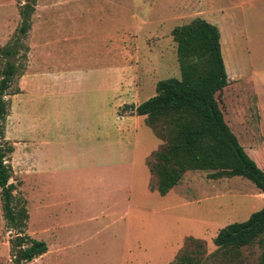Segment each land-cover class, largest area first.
Returning a JSON list of instances; mask_svg holds the SVG:
<instances>
[{
  "label": "rangeland",
  "instance_id": "1",
  "mask_svg": "<svg viewBox=\"0 0 264 264\" xmlns=\"http://www.w3.org/2000/svg\"><path fill=\"white\" fill-rule=\"evenodd\" d=\"M13 1L18 10L24 3V0H0V6ZM115 1V7L95 5L89 0L84 2L85 15L81 25L85 33L82 53L86 64L119 65L124 57L122 53L128 50L134 57L132 61L136 63L142 88H147L152 81L180 80L173 32L197 19L212 23L226 36L228 48L224 59L232 79L230 87L217 98L226 102L225 105L222 102V108L228 122L245 140L248 156L264 171V0ZM11 13V9L0 8V47L10 42L20 24V19L10 20ZM6 23L9 24L7 28ZM26 44L30 46L29 40ZM159 49L164 52V60L158 70L157 57L153 55ZM28 62L29 58L27 67ZM2 66L0 59V68ZM21 79L12 84L6 96L11 108L5 124V136L15 148L9 162L14 172L11 182L18 185L16 194L27 201L28 211L32 212L31 231L49 226L54 220L53 214L60 216L58 219L55 217L57 222L83 221L105 226L110 219L93 221L91 218L113 203L118 212L127 211V217L121 220V224L130 227L126 242L124 229L122 236L116 239L112 236L114 231L104 226L99 232L85 229L81 238L83 244L79 248L70 250L59 259L33 263L170 264L187 238L205 241L208 252L213 253L216 250L214 239L220 230L232 224L248 222L252 215L264 209V199L254 183L244 178L214 180L211 178L213 172H188L184 176V187H189L187 183L194 185V190H190L193 197L190 200L183 196L165 197L159 194L157 180L150 172L148 161L162 143L147 125H143L140 131L134 176L121 173L122 181L118 180V185L124 187L121 191L114 189L109 198L99 197L103 192L98 189L92 175L83 179L76 175L63 185L49 177L42 178L37 182V191H33L35 182L29 179V134L26 127L32 120H42L43 124L45 121L52 122L54 117L51 115L58 112L51 96L43 101L37 98L32 115L28 116L29 106L25 107V128L14 129L13 101L21 94H16L21 90ZM47 187L56 191L61 188L65 197L55 196L47 200ZM41 199L52 204L62 201L63 205H50L47 211H39ZM47 213L52 218L46 216ZM117 220H120L119 216ZM117 231L121 232L120 229ZM14 234L4 220L0 197V264H14L10 245ZM33 238L40 240L41 237ZM246 256L245 264H258L261 249L255 246L248 250Z\"/></svg>",
  "mask_w": 264,
  "mask_h": 264
},
{
  "label": "crops",
  "instance_id": "2",
  "mask_svg": "<svg viewBox=\"0 0 264 264\" xmlns=\"http://www.w3.org/2000/svg\"><path fill=\"white\" fill-rule=\"evenodd\" d=\"M85 1L87 0H38L29 36L27 72L20 81L21 94L13 101V128H25V107L29 106L28 116L32 115L37 98L43 101L51 96L58 112L51 115L54 120L49 123L45 121V124L42 120H32L26 127L29 134V179L35 182L32 190L37 191V182L42 178L49 177L63 185L76 175L81 179L92 175L98 189L103 192L99 197L109 198L114 189L119 191L124 187L118 185L121 173L124 176H134L140 131L143 125L148 126L146 117L130 112L120 114V111L128 106L138 107L154 97L158 82L152 81L147 88L141 87L136 63L132 61L134 57L128 50L122 53V64H86L82 53L85 33L81 25L85 15ZM89 1L99 6H117L115 0ZM0 8L11 9L10 20L19 21L20 14L14 1L2 4ZM5 25L6 28L9 26L7 23ZM219 30L224 59L228 43L222 30ZM154 53L159 70L163 66L164 52L159 49ZM224 64L227 72L225 59ZM187 185L189 187H184L181 181L165 197L183 196L185 199H192L190 190H194V185ZM45 194L47 200L55 196L65 197L61 188L56 191L47 187ZM262 197L264 199V194ZM59 202L52 204L41 199L38 210L47 211L50 205H63L62 201ZM66 203L70 204L68 200ZM46 216L52 218L49 213ZM118 216L120 220H117ZM55 217L57 216L53 214L54 220L49 226L32 232V212L29 213V236L41 237L38 241H44L48 246V252L34 262L65 256L67 252L83 244L81 238L85 229L99 232L104 226L83 221L57 222ZM125 217L127 211L118 212L113 203L109 208L99 211L91 220L110 219L104 227L114 231V239L122 236L124 229L123 238L126 242L130 227L128 224H121Z\"/></svg>",
  "mask_w": 264,
  "mask_h": 264
},
{
  "label": "trees",
  "instance_id": "3",
  "mask_svg": "<svg viewBox=\"0 0 264 264\" xmlns=\"http://www.w3.org/2000/svg\"><path fill=\"white\" fill-rule=\"evenodd\" d=\"M36 0H24L19 7L20 24L10 42L0 47V197L4 220L10 232L14 264H30L48 252L44 241L26 234L29 222L27 201L16 194L11 182L14 172L10 156L14 146L6 141L5 124L10 113L6 100L12 84L27 70L29 40ZM181 79L160 81L156 95L138 107H124L146 117L162 142L148 161L162 196L177 186L188 172H213L214 180L244 178L264 194V171L248 156L245 140L233 130L218 95L231 84L221 50L219 29L197 19L173 32ZM23 52V54H22ZM22 54V55H21ZM21 93L19 89L16 94ZM216 250L208 252L207 243L187 238L170 264H245L247 252L261 249L258 264H264V209L248 222L232 224L220 230L214 239Z\"/></svg>",
  "mask_w": 264,
  "mask_h": 264
}]
</instances>
